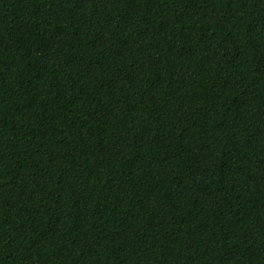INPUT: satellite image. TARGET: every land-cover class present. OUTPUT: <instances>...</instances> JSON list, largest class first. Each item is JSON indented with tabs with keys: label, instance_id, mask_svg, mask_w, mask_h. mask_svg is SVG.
I'll use <instances>...</instances> for the list:
<instances>
[{
	"label": "trees",
	"instance_id": "1",
	"mask_svg": "<svg viewBox=\"0 0 264 264\" xmlns=\"http://www.w3.org/2000/svg\"><path fill=\"white\" fill-rule=\"evenodd\" d=\"M0 264H264V0H0Z\"/></svg>",
	"mask_w": 264,
	"mask_h": 264
}]
</instances>
